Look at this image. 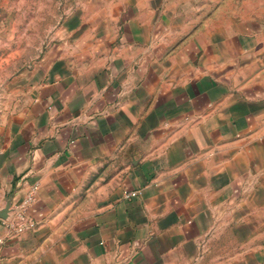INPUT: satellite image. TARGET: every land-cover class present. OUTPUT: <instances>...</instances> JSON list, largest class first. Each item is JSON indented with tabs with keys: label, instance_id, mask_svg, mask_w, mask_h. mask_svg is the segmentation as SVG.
Segmentation results:
<instances>
[{
	"label": "crops",
	"instance_id": "obj_1",
	"mask_svg": "<svg viewBox=\"0 0 264 264\" xmlns=\"http://www.w3.org/2000/svg\"><path fill=\"white\" fill-rule=\"evenodd\" d=\"M263 4L73 0L0 99L3 264H264Z\"/></svg>",
	"mask_w": 264,
	"mask_h": 264
},
{
	"label": "rangeland",
	"instance_id": "obj_2",
	"mask_svg": "<svg viewBox=\"0 0 264 264\" xmlns=\"http://www.w3.org/2000/svg\"><path fill=\"white\" fill-rule=\"evenodd\" d=\"M72 12L73 0H0V99L25 83Z\"/></svg>",
	"mask_w": 264,
	"mask_h": 264
},
{
	"label": "built area",
	"instance_id": "obj_3",
	"mask_svg": "<svg viewBox=\"0 0 264 264\" xmlns=\"http://www.w3.org/2000/svg\"><path fill=\"white\" fill-rule=\"evenodd\" d=\"M36 191L37 186L32 187L18 204L9 205L7 216L1 221L6 235L0 236V264H3L1 252L7 241L13 240L35 228V222L29 218L27 211L34 202ZM137 194L136 191L128 192L125 193V198H135Z\"/></svg>",
	"mask_w": 264,
	"mask_h": 264
},
{
	"label": "water",
	"instance_id": "obj_4",
	"mask_svg": "<svg viewBox=\"0 0 264 264\" xmlns=\"http://www.w3.org/2000/svg\"><path fill=\"white\" fill-rule=\"evenodd\" d=\"M8 207H9V204H8V205L5 207V209L3 210V216L1 217L2 219H5V217L7 216Z\"/></svg>",
	"mask_w": 264,
	"mask_h": 264
}]
</instances>
